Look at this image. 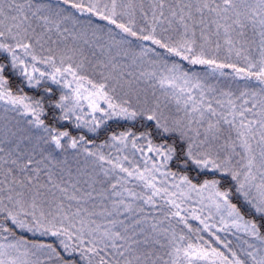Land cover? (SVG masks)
<instances>
[{
	"label": "snow or ice",
	"instance_id": "6c2138e0",
	"mask_svg": "<svg viewBox=\"0 0 264 264\" xmlns=\"http://www.w3.org/2000/svg\"><path fill=\"white\" fill-rule=\"evenodd\" d=\"M0 264H264V0H0Z\"/></svg>",
	"mask_w": 264,
	"mask_h": 264
}]
</instances>
